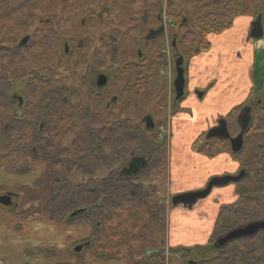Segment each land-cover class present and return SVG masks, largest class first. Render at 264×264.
<instances>
[{
	"label": "trees",
	"instance_id": "16d2710c",
	"mask_svg": "<svg viewBox=\"0 0 264 264\" xmlns=\"http://www.w3.org/2000/svg\"><path fill=\"white\" fill-rule=\"evenodd\" d=\"M48 1L0 0V28L5 30L6 27L8 37L14 41L11 47L0 44V169L9 174L25 175L33 171L28 168L29 164L39 163L42 166L41 175L30 186L15 189L19 194V208L10 212L22 218L44 217L72 226L82 222L98 232L109 212L143 207L147 220L144 231L134 237L142 245L138 259L132 264H166L163 251L167 231L166 208L159 204L156 190L153 187L145 188L142 184L153 172L164 170L166 166L165 142L159 139L158 126L147 129L144 121L136 124L125 119L92 127L93 114L87 106L73 108L63 105V87L43 91L44 87L50 85L52 71L42 67L29 73V80L33 82L27 83L22 91L14 92L11 88L8 75L10 71L27 64L26 52L36 49L39 56L31 60L37 62L41 60L40 55L54 45L51 28L43 35H31L30 42L24 47L15 41L20 38L16 36L22 29L20 27H28L34 21V11L47 5ZM127 1L130 0H123L124 3ZM176 1H166V14L171 19L168 37L175 43L173 56H180L184 60L207 51L210 48L208 37L227 30L236 16L264 14V0H180L178 4ZM258 2L260 8L254 11L253 7ZM154 4L160 15L162 1ZM189 7L191 11L188 13ZM138 15L126 16L124 19L130 21L131 25L115 31L112 36L109 34L114 45L119 41L134 40L136 47L130 48L129 56L136 55L139 47L140 53L146 57L141 61H128L118 68V76L124 83L123 92L131 97L126 100L129 102L135 101L133 97L142 99L148 95L155 87L158 73L167 66L166 59L160 53L163 48L161 42H152L156 50L143 53L145 29L139 25ZM46 22L39 21L38 24L47 29L49 25ZM52 23L63 26L61 20L56 22L53 19ZM140 28L143 29L142 33ZM62 54L67 56L64 51ZM89 89H93V95L100 96L101 90L93 86ZM15 94L22 98L23 106L16 105ZM34 94L40 102L39 109L34 110L43 112L41 116L38 112L35 115L28 113L30 108L36 106H28L25 97ZM56 101H59L58 109L65 108L63 113L58 110V113L54 112ZM246 107L250 108L249 123L242 133L239 152H232L225 139L206 141L204 132L191 144L194 152L211 159L220 154H229L230 160L237 164L236 170L244 171L245 176L234 184V201L220 205L212 232L206 244L200 246L212 252V257L194 260L190 258L191 247L168 246L170 257H178L183 264H264V232L231 241L222 248L216 247L217 239L227 232L264 220V99L253 92L222 119L226 121L229 135L237 136L241 132L238 116ZM104 108L108 109L105 104ZM72 117L78 123H75L77 130L70 144L72 149L68 151L67 147L61 146V134L72 129ZM65 124L69 129H65ZM45 134L50 138L43 137ZM101 171H106V175L94 179L95 174ZM73 175L79 176L80 182H71ZM4 190L0 188V193ZM75 212L76 215L72 216ZM82 246L81 253L89 250L92 242L88 240ZM145 249L154 251L147 255ZM80 252L73 251L75 255ZM23 255L26 261L42 255L52 259L58 256L53 251L38 247L23 251ZM97 255L106 257L104 254Z\"/></svg>",
	"mask_w": 264,
	"mask_h": 264
},
{
	"label": "rangeland",
	"instance_id": "374dc122",
	"mask_svg": "<svg viewBox=\"0 0 264 264\" xmlns=\"http://www.w3.org/2000/svg\"><path fill=\"white\" fill-rule=\"evenodd\" d=\"M161 1L163 9L162 14L165 15L164 12L167 0ZM154 2L157 3L158 0H130L129 2L127 1V3H124L123 0H49L47 5L34 11V21L31 22L28 27H20L23 30L21 29L17 32L16 36L17 38L19 36L21 37L24 33L43 35V32L51 28L54 38V42L52 43L54 45L43 55H40L39 59L41 60L37 62L31 60L39 56L37 50L31 49L27 51V64L10 71L8 80L11 83V88H13L12 90L18 92L19 90L22 91L27 83L33 82L29 80V73L33 72V70H38V68L42 67L48 69L50 72L52 71L50 75V85L44 87L43 91L47 92L48 88L63 87L64 94L61 95L63 105H65V107L72 106L73 108L75 106H87L93 114L92 127L125 119L139 124L141 121L149 118L152 125L158 126L159 139L165 142V153L167 157L164 170L153 172L142 184L145 188L153 187L156 190V197L160 199L158 202L160 205L165 206L168 214L169 210L172 208L181 206H174L171 203L175 195L170 194L171 182L168 177L170 169L168 157L172 137L171 134L174 127L173 119L178 113L188 114L190 122L185 121L183 124L181 122L183 127L179 132L178 130H174V134H176L174 138L179 140V147L186 150L189 141L187 138L191 139L192 136L197 137L200 132L206 133L210 128H213V122L215 121V118L212 116L213 113L208 111L202 114V116L199 114L195 115V108L187 101L188 98L186 95L188 89L186 73L184 74L183 96L179 99L180 101L175 100L172 88L175 77L173 68L175 58L172 62L173 66H168L167 64L166 68L158 73L159 75L156 79L155 87L148 95L142 99H136L132 94L135 101H126L130 95L124 94L123 92L124 83L118 76V68L128 61L133 60V56H129L130 48L136 47L132 39H130L129 42L119 41L116 45L112 44L111 41L113 40L109 39L108 48L105 49V53L109 55V84L108 88L105 89L100 96L92 94L93 89H89V77L87 75V71L90 69L92 63V57L100 55V51L103 52L102 46L99 43L101 35L108 34V36H112L115 34V31H120L128 27V25H131V22H127L126 19H124L126 16L129 18L136 16L140 12L138 10L139 8L155 6ZM176 3H181V1L177 0ZM260 5L261 4L258 2L257 6L253 7L254 11H258ZM72 6L74 10H72ZM88 9H92L94 14L98 13L101 9H104L106 13L103 15L101 22L95 19H89L84 26H81L80 21L86 18L85 16ZM188 10L189 13L191 8L189 7ZM53 19L56 22L57 20H61L63 26L60 27L59 24L54 26L53 23L51 25L50 22ZM44 20H48L46 24L49 25V28L47 29H43L38 24L39 21ZM7 30L6 27L5 30H1L0 28V44L11 47L14 41L8 37ZM142 32L143 29L140 28V33ZM136 36L138 35L136 34ZM15 41L17 43V40ZM81 42L82 45H80ZM64 44H67L71 49L66 57L61 55L63 53ZM190 58L191 56L187 60H184V63L187 64ZM261 71L262 70H260L259 74H261ZM40 73L43 74V70H41ZM262 76H264L263 73ZM262 89L263 91L260 97H264V83ZM32 96L25 97L26 104H31L28 106H36L35 108H30L28 113L35 115L38 112L39 116H41L43 112L40 110V112H36L34 110L39 109L38 106L40 102H38V96L36 94ZM112 97L115 98V102L105 110L104 104L106 105V101ZM206 99H208V97ZM201 101V98H199L198 102ZM214 103L215 101H211L212 105H214ZM187 105L193 109H185L188 107ZM59 106V101H56L54 112L58 110V112L63 113L65 108L58 109ZM72 115H74L73 112ZM75 123H78L77 119L72 117V129H69L68 125L65 124V129L68 128L69 130L61 134V146L63 148L67 147L68 151L72 149L70 144L77 130L75 129ZM43 137L50 138L48 134L43 135ZM186 159H188L190 164L186 170V176L190 177V179L188 181L184 179L183 185L185 184L186 186V184H189L193 186V184L195 185L198 182H202L209 177L206 175V172H208L206 170L208 169L205 166H201L199 162H195L189 155H187ZM41 167L39 163H35V165L31 163L28 168L33 171L25 175L9 174L0 169V188H5L6 191H14L17 193L15 190L16 188L30 186L35 178L41 175ZM223 172V174L222 172H216L209 177V179L227 176L228 171ZM106 173V171L98 172L93 178L101 179ZM80 180L81 178L77 175H73V177L70 178V181L74 183H78ZM231 184L232 183H229L227 185ZM206 185L200 187V189L196 191L203 190ZM192 186L190 189H193ZM215 189H218V187H213L211 192ZM190 192L191 191L186 192V190H183L182 194ZM193 206H185L184 209L193 210ZM146 220L147 213L146 209L143 207L134 208L130 211H111L104 220L101 230L94 232L93 227H88L82 222L72 226L64 223L52 222L44 217L22 218L16 216L7 208L0 206V264H25L26 258L23 255V251L31 250L36 247L53 251L55 255L58 256L53 259L45 258L43 255L33 257L28 264H56L57 262H69L70 264H132L134 260L138 259L142 245V242L134 239V237L138 233L144 231L143 227L144 224H146ZM186 227H188V224H186ZM167 236L168 233L166 231L163 244L166 264H170L169 262L172 264H180L181 261L178 257H170L168 253L169 245L167 243ZM202 236L203 237H200L198 240H195L194 236L190 235V233L187 236L183 234V244L181 245L192 248L191 259H209L213 255V253L207 249L204 250L200 248V246L206 244L204 241L205 234ZM90 238L92 240H90ZM88 240L92 242V247L82 253L80 252L81 254L79 255H75L73 253L74 249L79 245L85 244ZM153 251L154 250L151 249H145V254L149 255ZM49 254L50 253H47L46 255ZM96 254H104L106 257L96 256Z\"/></svg>",
	"mask_w": 264,
	"mask_h": 264
},
{
	"label": "crops",
	"instance_id": "0c3cea01",
	"mask_svg": "<svg viewBox=\"0 0 264 264\" xmlns=\"http://www.w3.org/2000/svg\"><path fill=\"white\" fill-rule=\"evenodd\" d=\"M259 18L262 34L259 38H251L250 31L254 21ZM210 48L202 53L194 55L184 67L187 83V98L191 106L196 110L195 115L209 112L213 113L215 121L223 118L226 113L235 106L242 104L249 95L255 92L261 95L264 81V14L255 16L253 13L236 16L231 26L218 35L208 37ZM261 71V74L259 72ZM252 96V95H251ZM208 97V99H206ZM201 98V102L198 99ZM206 99V100H205ZM264 99V97H262ZM211 101H215L214 105ZM185 109H193L187 105ZM184 109V110H185ZM189 121L188 114H177L173 119V132L171 134L170 152L168 157L169 180L171 193L182 194L183 190L196 191L204 187L214 173L228 171L232 174L236 171L237 164L232 162L228 155L220 154L214 158H208L191 149L192 142L200 135L187 138L186 150L179 147V140L174 138V130L183 127L181 122ZM190 122V121H189ZM181 134V133H180ZM198 134V133H197ZM187 155L195 162L205 166L209 176L195 185L184 183L190 177L186 176V170L190 166ZM170 160V161H169ZM206 178V177H205ZM192 186L193 189H190ZM235 199L234 187L231 185L215 189L204 200L197 201L193 210H185L183 206L169 210L167 219V243L169 246H182L183 234L194 236L198 240L205 234L204 241L208 240L219 207L222 204L232 203ZM188 224V227H186Z\"/></svg>",
	"mask_w": 264,
	"mask_h": 264
},
{
	"label": "flooded vegetation",
	"instance_id": "af4514ba",
	"mask_svg": "<svg viewBox=\"0 0 264 264\" xmlns=\"http://www.w3.org/2000/svg\"><path fill=\"white\" fill-rule=\"evenodd\" d=\"M72 10H74V7L72 6ZM139 11L142 10L141 14L138 15V23L139 25H141L142 27H144L146 30L144 32V37L145 39L142 41V44H144L142 51L145 54L147 51L150 50V52H152L153 50H156V46L152 45V42L158 41L161 42L163 44V48L160 50V53L163 55V58L166 59V62L168 64V66H173L172 62L173 59L174 60V71H175V62L177 59H181V67L184 71V59L180 56H173V49L175 48V43L174 41H170L168 34V26L171 22L170 17L166 14V8H165V15H163V9L160 10V15L159 12H157L156 10V6H149V7H144V8H139ZM76 12V11H75ZM74 12V13H75ZM106 13V11L104 9H101L98 13L93 14L92 9H88L87 13H86V18H84L83 20L80 21V25L84 26L86 24V22L89 21V19H95L98 22L102 21V17L103 15ZM76 16V13H75ZM48 21V20H47ZM30 33H26L23 36H21L18 40H17V45L24 47L26 46L29 42H30ZM26 37L27 41L25 43V45H21L20 41ZM110 37L108 36V34H102L100 37V44L102 46V51H100V55H96L92 57V63L90 65V69L87 71V75L89 77V86H93L98 90H101L100 92L102 93L105 89L108 88V84H109V72H108V59H109V55L108 53H105V49L108 48V44L110 42ZM136 42V40H135ZM73 44V43H72ZM80 45H82V42L80 43ZM66 49V50H65ZM70 47L67 44H64L63 46V51L64 54L67 55L68 53H70ZM62 56H64L63 54H61ZM133 56V60H145V55L143 56L140 53V48L138 47L136 55H131ZM151 73V72H150ZM100 76H104L106 78V84L102 87H98L97 86V80ZM13 98L16 101V105L17 106H23L24 102L22 101L21 103L19 102L18 98H21L18 95H13ZM113 98V97H112ZM110 98L109 100L106 101V106L109 107L111 104H113L115 102V98ZM22 99V98H21ZM27 105H31V104H27ZM249 111L250 108L246 107L244 108L240 114H244L246 113V115L248 116L249 119ZM240 116V115H239ZM238 116V118H239ZM218 121V120H217ZM249 121V120H248ZM145 122V120H144ZM239 123V121H238ZM249 123V122H248ZM217 125V122L214 126ZM240 125V124H239ZM227 126V125H226ZM248 126V125H247ZM153 127V125H152ZM241 127V126H240ZM42 128V125L40 124L39 129ZM247 128V127H246ZM239 135V134H238ZM237 135V136H238ZM237 136H233L230 138H235ZM217 139V138H215ZM212 140V139H210ZM227 140V139H225ZM209 141V140H206ZM229 143V140H227ZM230 145V143H229ZM231 148V146H230ZM241 150V149H240ZM232 151V150H231ZM235 153V152H234ZM237 153V152H236ZM228 176H233V177H237V176H241L236 182H232L231 186L234 187V194H235V183H237L239 180H241L244 176H245V172L244 171H239L236 170L234 173L232 174H227ZM229 184V183H228ZM227 185V184H226ZM224 185V186H226ZM3 194H0V197L2 196H6L7 198L5 199V202L7 203L6 206L1 205L5 208H7L10 211H16L19 208V194L15 193L14 191H4L2 192ZM30 260L26 261V264H28ZM56 264H70L69 262H62V263H56Z\"/></svg>",
	"mask_w": 264,
	"mask_h": 264
},
{
	"label": "water",
	"instance_id": "95a60500",
	"mask_svg": "<svg viewBox=\"0 0 264 264\" xmlns=\"http://www.w3.org/2000/svg\"><path fill=\"white\" fill-rule=\"evenodd\" d=\"M262 34V29L260 25V20L257 18L254 23L252 24V28L250 31L251 38H259ZM27 38L24 37L21 41V45H25ZM66 50V49H65ZM106 78L104 76H100L97 80V86L102 87L106 84ZM183 89H184V76H183V69L181 67V59H177L175 62V78L173 80V90L175 93V99L179 100L183 96ZM19 102H22L21 98H18ZM248 116L246 113L240 114L238 121L241 126V132L235 138H230V135L227 130L226 121L224 119H219L217 121V125L213 128H210L209 131L205 134V139H227L229 140L232 152H239L242 147V133L246 130L248 125ZM146 128H152V122L147 118L145 120ZM241 176L233 177V176H221L215 177L208 181L206 187L203 190L190 192L187 194H178L175 195L171 203L174 206L182 205L183 207H192L197 201L205 199L209 194L213 187H222L228 183L236 182ZM6 196L0 197V204L6 206L7 203L5 202ZM76 215V212L72 214V216ZM258 232H264V220L251 222L245 226L233 229L227 232L225 235L221 236L216 241V247L222 248L227 243L239 240L243 238H249L256 235ZM83 246L79 245L74 249L75 253H79L82 250Z\"/></svg>",
	"mask_w": 264,
	"mask_h": 264
},
{
	"label": "bare ground",
	"instance_id": "6f19581e",
	"mask_svg": "<svg viewBox=\"0 0 264 264\" xmlns=\"http://www.w3.org/2000/svg\"><path fill=\"white\" fill-rule=\"evenodd\" d=\"M58 185V184H57Z\"/></svg>",
	"mask_w": 264,
	"mask_h": 264
}]
</instances>
